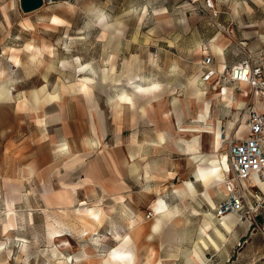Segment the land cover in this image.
Wrapping results in <instances>:
<instances>
[{
  "label": "rangeland",
  "instance_id": "obj_1",
  "mask_svg": "<svg viewBox=\"0 0 264 264\" xmlns=\"http://www.w3.org/2000/svg\"><path fill=\"white\" fill-rule=\"evenodd\" d=\"M207 1L44 0L39 9L24 13L19 0H0V122L13 130L0 139V264H115L104 262L102 257L113 247L116 238L112 233L121 221L116 220L114 213L108 216L102 210L108 208L111 213L113 206L103 204L101 198L106 193L101 188L116 180L118 163L124 166L128 181H136L138 176L133 177L130 157L125 156L122 162L116 148L117 134L123 132L127 138L132 132L127 129L128 116L132 114L125 109L128 122L123 131V126L116 124L121 107L111 103L109 97L120 89L131 93L132 77L139 72L149 75L161 88L151 98H142V103L152 102L157 107L160 102L171 118L175 116L173 102L178 104V113L185 101L190 103V111L184 113L183 124L178 127L194 126L199 105L206 98L212 99L207 114L218 125L223 140L222 122L232 119L235 110L218 101L215 94L219 88L212 82L198 84L199 62L207 52L220 65L212 48V40L219 36L215 43L223 45L229 60L250 55L264 68V0H210L211 8ZM83 76L93 78L91 96L93 101L102 97L96 102L109 118V123L102 126L105 135L99 142L95 140L92 148L78 140L90 126L72 123L76 113L90 109L87 104L85 108V97L77 87ZM194 78L206 98L190 97L189 81ZM221 86L229 87L225 83ZM52 89L58 93L55 105L43 100ZM233 93L232 102L245 101L234 100ZM239 111L241 118L244 111ZM41 118L46 119L45 125L40 124ZM92 132L90 136L94 137ZM52 133L56 140H52ZM151 134L157 135L155 126H151ZM202 134L196 135L201 139L199 150L202 147L211 153L213 139L208 134L201 137ZM180 137L162 140L165 144L161 145V152L138 158L137 170H144V177L150 170L154 187L166 176L163 165L170 153L165 152V146L176 144L182 148L179 142L186 138L180 141ZM62 141L67 144L66 150L58 146ZM83 145L87 151L80 156ZM131 151L126 144V154ZM222 152L227 154L225 145ZM184 157L177 154L179 159L185 160ZM155 161L161 164L159 169L151 165ZM81 182L90 183L93 189L71 191V185ZM215 193L217 199L224 196V191ZM75 197L90 200L84 207L100 214L98 223L85 210L79 211L83 206L74 205ZM155 219L147 224L155 223ZM159 221L156 234L149 236L157 246L176 244L172 243L174 237L183 240L188 234L192 241L203 220L187 223L163 217ZM257 221L264 230V213ZM247 224L238 218L233 230L227 231L215 223L220 231L219 239L215 231L219 251L213 255L208 248L201 250L202 264H264V235L257 227L247 229ZM209 227L204 229V236L206 243L213 245V230L206 233ZM178 232L182 237L175 234ZM214 246L217 248L216 243ZM82 252L87 259L70 261Z\"/></svg>",
  "mask_w": 264,
  "mask_h": 264
},
{
  "label": "crops",
  "instance_id": "obj_2",
  "mask_svg": "<svg viewBox=\"0 0 264 264\" xmlns=\"http://www.w3.org/2000/svg\"><path fill=\"white\" fill-rule=\"evenodd\" d=\"M137 56V55H135ZM210 56L212 58V64L211 67L219 72L218 66L214 62V58L209 55L207 52L205 54L203 53V57ZM155 57V56H154ZM157 57V56H156ZM223 60L221 62L224 64V71L227 68H230L232 65H234L237 61H232L228 59V54H226L225 50L223 49ZM202 58L199 62V85L202 84H211L215 80V78H212L209 83L201 81V75L204 71V66L202 64ZM227 60V61H226ZM146 68L149 66L146 65ZM147 70V69H146ZM221 71V72H222ZM142 73V72H141ZM147 73V71H146ZM137 74V73H135ZM142 78V79H141ZM133 83L136 85L146 86L153 83V79L149 76L143 73L140 75V72L137 75H134L132 77ZM145 79V80H144ZM93 86V85H92ZM91 87H82L77 86L79 88V92L85 97L84 98V106L86 108V104L88 107H90L88 113L86 110H84V113H76L74 121V125H84V126H90L89 128L86 127V133L84 136L79 137L78 140L84 141L85 144L92 148L93 146H89L87 144V140H96L99 142L101 137L105 135L103 133V128L105 124L109 123V118L107 116L106 111H102L101 105L99 106L96 101H101L102 97L96 98V101H93V96H91ZM133 87V86H131ZM232 90V93L234 92L233 89L229 86ZM134 89V87H133ZM132 95L134 97L133 101L134 104L129 105L126 103L120 104V109L117 111V117H116V124L119 126H123V131L125 129V124H127L128 120L130 123V127L127 129H131L132 132L130 135L125 138L123 132L117 134V153L122 158V162H124L125 156H129L131 159V162H133V177L138 176V179L136 177V181H128L127 175L125 174V168L121 163H118V169H117V175L115 181H109L106 182L101 188L102 193H106V197H102L101 201L103 204L106 203V205H112L113 207L112 212H108L107 209H102L103 211L107 212L106 214L114 215L117 217V221H121L120 225H117V227L114 228V237L116 238L115 242H113V247L109 249L108 252L116 251V252H127L128 255L124 258V260H115V264H196V258L192 256V251L194 250V246L197 243L198 237L201 235V229H199V232H194L192 235V241L188 239L190 234L184 236V239L181 240L174 237V240L172 243L173 245H161L157 246L156 244H153L149 240V236L155 235L156 231L158 230L160 226V218L167 217L171 221L176 219H182L184 221L189 222H195L196 220H209L211 222V226L207 229L206 233H209V231L213 230V240L212 244H209L207 242V247L199 245L200 250L204 251L205 249H209L213 255L215 252L219 251V243L215 242V223L220 222V218L216 216V207L221 202V200L224 199L226 195V190L224 192L223 198L217 199L215 198V190L216 187L210 184L209 187L201 180L200 178V170L201 168L205 167V165L201 162V158L198 160H194L193 156L191 154H186L183 150L184 146L182 142H179L182 148L176 146V144H172L169 147L165 146V152L170 154L168 155L169 159H167L164 162V174L165 179L163 182H160L158 186L154 187V183L149 178V173H151L150 170H147L148 177H144V170H141V168H138L137 170V164H138V158L140 157H150L153 155V153L161 152V145H164L162 141H160V136L163 137V141H172L174 137L177 135H180V141L181 139H188V135H184L180 132L181 126L184 121V113H189L190 111V103L188 101H185L184 106H181V112L178 113L176 111V107L178 106L177 102H173V110L175 113V116L171 118L166 113L165 107H161L160 102L157 104V107H155L154 103H142V98L150 97L144 96L141 92H135L134 90L131 91ZM57 93V92H56ZM220 93V92H217ZM58 94V93H57ZM151 94H153L151 92ZM234 100L236 98L244 99L243 95L240 93H233ZM58 96V95H57ZM152 96V95H151ZM80 98V97H79ZM95 100V99H94ZM74 101H77L76 98ZM81 101L82 98H81ZM56 101L49 102L50 104H54ZM55 105V104H54ZM122 105V106H121ZM127 105V106H126ZM136 107V108H135ZM244 107V103L239 106V110ZM98 108V109H97ZM87 109V108H86ZM127 109L132 115L129 117L128 120L125 121V117H127L125 114ZM199 109V108H198ZM184 110V112H183ZM142 111V112H141ZM246 116V126H247V115ZM54 117V116H53ZM46 120V119H45ZM45 120L41 118V125H45ZM213 121V120H212ZM220 121L219 119L216 120ZM223 121V120H222ZM221 121V122H222ZM195 123V122H194ZM226 122H222V124H225ZM151 126H155V129L157 130V135L155 137L151 134ZM12 129L10 126L6 125L5 123L0 122V139H5L6 135L10 132L12 133ZM94 133H93V132ZM91 132L94 137H91ZM205 134V133H203ZM201 135V137L203 136ZM247 134V128L245 135ZM81 135V134H80ZM235 135V133H234ZM244 135V136H245ZM52 137V140H56L55 135L53 133L50 135ZM242 136L241 138H243ZM200 137V138H201ZM171 139V140H170ZM169 143V142H168ZM167 143V144H168ZM126 144L130 146L131 152L126 154ZM86 145H83L81 147V150L83 152H79L78 155L82 156L84 155L85 151H87ZM157 145V146H156ZM59 146V145H58ZM200 146H201V140H200ZM128 150V148H127ZM201 155L202 156H208L210 153H207L202 150L201 147ZM212 153V152H211ZM177 154L185 155L184 159L177 158ZM75 158H77L75 156ZM137 163V164H136ZM185 163V167H183V164ZM181 164V165H180ZM161 167V164L158 163V169ZM88 177L89 173L86 171ZM30 173H28L29 175ZM142 176V177H141ZM199 177V180L198 178ZM253 178V179H252ZM30 179V175L28 176V181ZM257 182H264L263 179H260L258 175H253L251 179L248 182H245L246 188L250 191L249 194L251 198L254 197L252 195H258L261 197H264V193L262 192L261 188L257 184ZM189 183V184H188ZM256 184V185H255ZM90 183H84L81 182L79 184H75L74 186H70L71 191H74L75 193L78 191H82L85 189L92 190V186ZM225 189V187H224ZM218 191V190H217ZM220 192V191H219ZM211 195V196H210ZM162 199L166 204V215L160 216L159 213L155 212L153 210V205L156 203L157 199ZM76 203H74L75 206H83L78 208L79 211L85 210L84 213L88 215V212L91 210L94 213L97 214L98 218L100 217V214L95 212V209L89 208L87 206L84 207V205H87L90 201L86 197H75ZM211 203H214V207H211ZM196 210V211H195ZM195 211V212H194ZM148 212H151L152 217L148 220L146 219V214ZM197 213V214H196ZM261 213H264V210H262ZM209 214H212V218L209 216ZM207 217V218H206ZM215 217V219H213ZM89 218L93 219L96 223L99 222L95 220V218L89 216ZM155 219V223H151L150 225L147 224L148 221ZM206 218V219H205ZM138 220H142L143 223H135L138 222ZM213 221V222H212ZM203 222H201V227L203 225ZM157 226V228L155 227ZM189 224H184L185 227H188ZM200 227V228H201ZM172 228L175 230L176 226H172ZM219 229V228H217ZM247 229H249V226L247 224ZM247 229L245 231H247ZM94 231V230H93ZM92 231V232H93ZM176 231H179L176 229ZM246 233V232H245ZM177 236L182 237L181 234L175 233ZM217 237L219 239V234H217ZM197 237V239H193ZM125 238V240H124ZM197 240V241H196ZM117 241V243H116ZM195 244H194V243ZM170 243V244H172ZM216 243L217 248L214 246ZM211 245V246H209ZM188 254L189 258L191 259V263L187 262L186 254ZM169 253L166 257V255ZM183 253V254H182ZM182 255V256H181ZM201 256V255H200ZM202 259V257H201ZM203 261V260H202Z\"/></svg>",
  "mask_w": 264,
  "mask_h": 264
},
{
  "label": "built area",
  "instance_id": "obj_3",
  "mask_svg": "<svg viewBox=\"0 0 264 264\" xmlns=\"http://www.w3.org/2000/svg\"><path fill=\"white\" fill-rule=\"evenodd\" d=\"M210 0L207 7L211 8ZM212 3V2H211ZM213 5V4H212ZM213 7V6H212ZM204 71L201 81L209 83L215 78L213 85L222 92L225 83L234 92L243 95L244 107L242 111L247 115V134L243 138L230 135L223 137L230 172L224 181L226 195L216 207V216L232 212L240 221L248 222L249 228H259L257 217L264 210V197L252 195L244 186L253 175H258L264 180V68L256 64L250 55L242 58L230 68L217 72L211 67L212 58H202ZM151 212L146 217L149 218ZM264 235L263 228L261 229Z\"/></svg>",
  "mask_w": 264,
  "mask_h": 264
},
{
  "label": "bare ground",
  "instance_id": "obj_4",
  "mask_svg": "<svg viewBox=\"0 0 264 264\" xmlns=\"http://www.w3.org/2000/svg\"><path fill=\"white\" fill-rule=\"evenodd\" d=\"M106 27H108L107 23L104 24V30L106 29ZM218 37H216L212 40V48H213L214 53L219 56L220 60H223V58H224L223 57V45H221L220 43H215V41L217 40ZM218 69H219V71H222L224 69L222 62L218 66ZM59 71H60V69H59ZM197 81H198L197 78H194L191 81H189V85L191 87L190 97L191 98L195 97L197 99H203L206 94L202 89H199L197 87V85H196ZM79 84H80V86H82L84 88L85 87L88 88V87H91L92 85H94V80L92 77L83 76L82 78L79 79ZM131 86L134 87L135 92H141L142 94H144V96L155 95V94L159 93V91L161 89L160 85L157 83H152V84L148 85L149 87L136 85V84H131ZM53 88H54V86H53ZM151 92L153 94H151ZM131 94H132V92L128 93L127 90L120 89L114 97L113 96L109 97V100L111 101V103H114L115 105H120L122 103H126V104L133 106L134 101H133ZM231 95H232V90L228 87H225V86L223 87L221 93L215 94V97H218L217 98L218 101L222 102L227 109L233 108L235 110V112L232 113V119H228L225 123V129L223 131V135L225 137L229 138L230 135H233L232 133H235L234 136L236 138H241L242 136L245 135L246 128H247L246 121H245V119H246L245 114L241 118L238 117V112H240L239 106L241 104H243L244 102H238V103L232 102L231 98H230ZM57 98H58V96H57L56 91L52 89L50 92L46 93L43 100H44V102L49 103V102L56 101ZM210 102H212V99L206 98V101L199 105L198 112L195 115L194 119L196 120L197 123H195V125L191 126V127H182L180 129V132L183 133L184 135H188L190 137V139L182 140V143L185 146L184 151L187 152V154H191L193 156V159H195V160H198L201 158L200 159L201 162L205 165V167L201 168V170H200L201 180L208 187L210 186V184L211 185L214 184V186L216 187V189L218 191H220V192L224 191L225 192L226 189H224V181L226 180V178L230 172V167L228 164L227 154L222 152L223 144H222V138H220V135H221L220 129L218 128L217 124H215V125L213 124L211 117L208 116V114H207V109L209 107ZM43 120H44V118H43ZM200 122H202L203 125ZM202 133L208 134L213 139L212 140V149L213 150H212V153H210V155L207 157L201 155V152L199 150L201 139L199 140V138L196 137L197 134H202ZM162 140H163V137H160V141H162ZM87 144L89 146H93L95 144V141L88 139ZM59 148L66 150L68 147H67V144L64 141H62V143L59 144ZM158 163H157V161L151 162V165L155 169L156 167H158ZM197 178L199 180V177H197ZM243 183H244V186L247 185L245 182H243ZM257 184L259 185L262 192L264 193V182H257ZM211 207H214V203L213 204L211 203ZM153 210L155 212L159 213L160 216H165L166 215V204H165V202L160 198L157 199L156 203L153 205ZM88 216L95 218L96 221L99 220L97 214L91 210L88 212ZM209 216L211 218L213 217L212 214H209ZM237 220H238V217L236 214H234L232 212H228V213L221 215L219 225L222 226L227 231H231V230H233L235 225H237ZM203 221H204L203 225L200 228L201 229V235L198 237V241L194 246V250L192 251V256L194 258H196V260H197L196 264H202L203 263L201 256H200L201 250H200L198 244H200L201 246L206 245L207 240H206V237L204 236V229L208 226H211V222L209 220L206 219ZM155 227L157 228L156 225H155ZM215 231L218 234H220V231L217 228H215ZM124 240H125V238H124ZM185 254H186V252H185ZM188 254L189 253L186 254L187 262L191 263V259L189 258ZM127 255H128L127 252L111 251V252L105 253L102 257V260L104 262L114 263L115 260H119V261L124 260V258ZM85 259H87V254L83 253L82 255H77V256L70 258V261L71 262L72 261H82Z\"/></svg>",
  "mask_w": 264,
  "mask_h": 264
},
{
  "label": "water",
  "instance_id": "obj_5",
  "mask_svg": "<svg viewBox=\"0 0 264 264\" xmlns=\"http://www.w3.org/2000/svg\"><path fill=\"white\" fill-rule=\"evenodd\" d=\"M44 4V0H19V5L24 13L39 9Z\"/></svg>",
  "mask_w": 264,
  "mask_h": 264
}]
</instances>
